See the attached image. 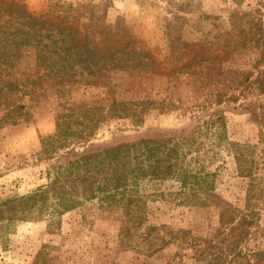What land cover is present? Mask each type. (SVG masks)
Segmentation results:
<instances>
[{
  "label": "rangeland",
  "instance_id": "rangeland-1",
  "mask_svg": "<svg viewBox=\"0 0 264 264\" xmlns=\"http://www.w3.org/2000/svg\"><path fill=\"white\" fill-rule=\"evenodd\" d=\"M23 1L40 13L50 0ZM65 1L103 3L104 23L126 29L135 38L132 49L141 53L121 62L108 60L99 71L93 65L90 73L82 66L63 69L55 79L37 78L42 70L31 47L20 50L12 67L0 66V201L30 193L45 183L51 164L82 152L193 131L199 149L187 159L199 158L215 174V188L187 204L181 196H158L176 189L173 180L142 182L140 224L95 200L58 217L16 221L0 227V264H264V82H258L264 62L255 66L259 48L223 59V69L235 73L219 82L204 78L205 62L165 74L153 71L144 55L175 63L170 45L222 33L234 12L254 11L263 0ZM260 17L264 20L263 10ZM22 82L24 94L8 87ZM14 106L23 108L21 116L12 113ZM216 117L215 124L205 125ZM58 119L68 134L44 151L42 138L55 134ZM230 143L248 146L254 160L261 193L258 217L250 224L243 222L247 179L237 174ZM57 219L59 226L51 222L48 228Z\"/></svg>",
  "mask_w": 264,
  "mask_h": 264
},
{
  "label": "trees",
  "instance_id": "trees-1",
  "mask_svg": "<svg viewBox=\"0 0 264 264\" xmlns=\"http://www.w3.org/2000/svg\"><path fill=\"white\" fill-rule=\"evenodd\" d=\"M101 4L50 0L46 10L35 13L23 0H0V66H5L2 70L13 66V60L19 57L23 47L34 49L36 67L42 70L36 74L38 79H55L61 70H72L76 66H82L90 73L93 65H99V71L106 67L108 60L121 62L126 57L140 54L132 49L135 38L126 29L104 23V14L99 13ZM262 10L264 12V0L254 11L234 12L229 18L228 30L222 33L196 43L182 42L180 47L170 45L169 55L176 61L170 65L145 52L149 60L147 64L153 71L169 74L205 62L204 78L208 82L225 81L230 73L235 72L224 70L222 60L230 58L233 53L259 48L255 66L264 62ZM258 74L261 84L264 82V67ZM25 78L30 80L29 76ZM25 86L23 82L8 85L19 92ZM13 108V112L7 108L6 117L10 112L18 116L24 112L20 106ZM219 119L216 117L204 123L210 126ZM60 120L56 121L55 134L42 138L44 151L68 134L64 130L65 123ZM195 142V131L180 138H139L82 152L64 162L51 164L46 170L44 184L28 194L0 201V227L16 221H37L45 216L58 217L94 200L100 206L121 209L124 215L135 217L139 223L143 220L140 203L144 204L140 185L145 181L162 183L173 180L176 189L168 194L158 192V196L171 199L181 196L180 202L196 204L200 195L214 190L215 174L205 170L198 163L199 158L187 159L192 150L199 149ZM230 149L238 176L247 179L243 205L248 214L243 222L250 224L258 217L255 206L261 193L254 160L245 144L230 143ZM193 161L196 166H191ZM51 222L59 226L58 219L50 220L48 228ZM157 250L159 247L152 252Z\"/></svg>",
  "mask_w": 264,
  "mask_h": 264
}]
</instances>
